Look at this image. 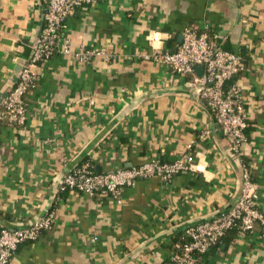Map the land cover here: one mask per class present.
Wrapping results in <instances>:
<instances>
[{
	"label": "crops",
	"instance_id": "crops-1",
	"mask_svg": "<svg viewBox=\"0 0 264 264\" xmlns=\"http://www.w3.org/2000/svg\"><path fill=\"white\" fill-rule=\"evenodd\" d=\"M46 5L0 0V107L30 62ZM188 25L244 59L235 78L249 124L239 153L197 90L203 68L181 75L154 57L152 37L174 50ZM64 31L73 49L108 55L85 63L57 52L31 63L38 81L26 93L28 118L0 126V224L30 225L55 213L7 264H164L189 224L239 199L244 163L264 211V0H96L68 16ZM190 150L191 169L168 180L140 178L120 201L60 186L63 173L83 163L110 171ZM198 264H264V224L229 230Z\"/></svg>",
	"mask_w": 264,
	"mask_h": 264
},
{
	"label": "built area",
	"instance_id": "built-area-1",
	"mask_svg": "<svg viewBox=\"0 0 264 264\" xmlns=\"http://www.w3.org/2000/svg\"><path fill=\"white\" fill-rule=\"evenodd\" d=\"M96 0H46L44 24L39 41L30 58L18 73V80L11 88L0 107V126L4 121L24 124L28 118L26 93L37 86V73L31 63L46 61L57 52L73 54L81 62H90L95 56L108 55L97 47H71L70 38L64 31L65 21L82 5ZM152 37L153 52L157 61L167 64L178 74H195L197 67L203 68L198 77L197 90L214 109L216 120L230 145L240 152L247 142L248 118L244 104V91L235 77L245 69L241 54L225 49L209 37L207 31L197 25H188L183 30L182 41L174 50H162ZM209 129H205L204 132ZM203 132V133H204ZM195 154L190 150L181 158L163 161L159 158L138 165L122 166L110 171H97L89 163L77 165L63 173L61 189H77L89 195L104 193L120 201L122 190L132 186L140 178L159 175L171 179L174 175L194 166ZM242 193L235 204L211 218L189 224L185 228L184 241L171 253L164 264H198L199 256L216 244L226 231L239 222L242 229H250L259 220L264 224V211L259 206L258 184L252 179L247 163H244ZM54 211H49L38 221L24 226L9 227L0 224V264H7L20 244L36 240L41 231L52 226Z\"/></svg>",
	"mask_w": 264,
	"mask_h": 264
},
{
	"label": "trees",
	"instance_id": "trees-1",
	"mask_svg": "<svg viewBox=\"0 0 264 264\" xmlns=\"http://www.w3.org/2000/svg\"><path fill=\"white\" fill-rule=\"evenodd\" d=\"M200 30H202L201 28H199ZM257 221H259V220H257ZM257 221H255V222H257ZM255 222H254V224H255ZM261 222V221H260ZM254 224H253V226H254ZM253 226L250 228V229H252L253 228ZM47 228H49V227H46V228H44L42 231H41V234L43 233V231L45 230V229H47ZM241 229V230H244V229H242V227H241V224L239 223V222H237L236 224H234L232 227H230L227 231H226V233L229 231V230H232V229ZM250 229H246V230H250ZM225 233V234H226ZM224 234V235H225ZM224 235L220 238V240L216 243V244H214L212 247H214V246H216V245H218L219 243H220V241H221V239L224 237ZM184 239H185V237H184V233L182 234V236H181V241H180V243H179V245L184 241ZM211 247V248H212ZM210 248V249H211ZM209 249V250H210ZM208 251V250H207ZM206 251V252H207ZM206 252H203L202 254H200V256H199V259H200V257L204 254V253H206Z\"/></svg>",
	"mask_w": 264,
	"mask_h": 264
},
{
	"label": "water",
	"instance_id": "water-1",
	"mask_svg": "<svg viewBox=\"0 0 264 264\" xmlns=\"http://www.w3.org/2000/svg\"><path fill=\"white\" fill-rule=\"evenodd\" d=\"M182 38H183V33H181V34L179 35V38H178L179 42L182 41ZM199 68H200V67H199ZM201 68H202V67H201Z\"/></svg>",
	"mask_w": 264,
	"mask_h": 264
}]
</instances>
